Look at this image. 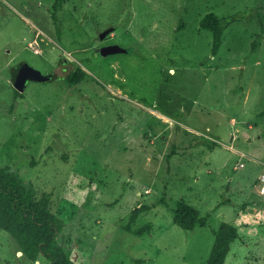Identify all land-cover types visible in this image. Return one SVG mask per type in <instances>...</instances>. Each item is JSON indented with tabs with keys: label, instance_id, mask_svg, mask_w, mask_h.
<instances>
[{
	"label": "rangeland",
	"instance_id": "obj_1",
	"mask_svg": "<svg viewBox=\"0 0 264 264\" xmlns=\"http://www.w3.org/2000/svg\"><path fill=\"white\" fill-rule=\"evenodd\" d=\"M56 1L0 0V169L52 194L61 247L77 264H207L228 222L225 264H264V0H58L61 39ZM211 12L245 17L216 55ZM115 43L131 53H100ZM21 63L54 80L17 91ZM181 200L207 225H176ZM21 252L0 229V264H49Z\"/></svg>",
	"mask_w": 264,
	"mask_h": 264
},
{
	"label": "trees",
	"instance_id": "obj_2",
	"mask_svg": "<svg viewBox=\"0 0 264 264\" xmlns=\"http://www.w3.org/2000/svg\"><path fill=\"white\" fill-rule=\"evenodd\" d=\"M59 8L57 0L53 6L52 18L58 38L61 39L63 29L58 15ZM244 18V16L220 18L214 12L202 18L201 28L213 32V55L218 54L224 32L229 25ZM256 46L255 41L254 50ZM88 78L89 74L75 64L74 70L66 77V81L76 85ZM51 199V193H44L37 199L34 192L23 186L8 168L0 169V229L9 233L23 254L33 262L45 260L49 264H77L58 242L63 221L51 211ZM208 221L209 216H203L198 208L183 200L179 201L174 211L175 224L186 231H193L198 226H206ZM239 237L237 225L222 222L215 230V241L207 264H225L232 243Z\"/></svg>",
	"mask_w": 264,
	"mask_h": 264
},
{
	"label": "water",
	"instance_id": "obj_3",
	"mask_svg": "<svg viewBox=\"0 0 264 264\" xmlns=\"http://www.w3.org/2000/svg\"><path fill=\"white\" fill-rule=\"evenodd\" d=\"M114 29L110 28L100 35V38L104 40ZM100 53L105 56H115L118 54L128 53L129 48H126L120 44H114L109 46H104L99 49ZM47 79V75L40 69L34 67L31 64H19L14 68L12 74V83L15 89L19 92L25 91L28 84L31 81L43 82Z\"/></svg>",
	"mask_w": 264,
	"mask_h": 264
},
{
	"label": "flooded vegetation",
	"instance_id": "obj_4",
	"mask_svg": "<svg viewBox=\"0 0 264 264\" xmlns=\"http://www.w3.org/2000/svg\"><path fill=\"white\" fill-rule=\"evenodd\" d=\"M113 29H114V28H113ZM112 32H114V31H112ZM112 32H111V33H112ZM109 35H110V34H109ZM109 35H108V36H109ZM106 38H107V37H106ZM115 44H118V43H115ZM109 45H114V44H108V45H106V46H109ZM103 47H104V46H103ZM131 51H132V49L129 48L128 53H123V54H118V55H127V54H130ZM115 56H116V55H115ZM21 64H22V63H21ZM25 64H28V63H25ZM73 70H74V69H73ZM73 70H72V71H73ZM45 74H46V73H45ZM46 75H47V79H46L45 81H43V82H50V81H48V80H51V81L54 80L52 74H46ZM32 82H35V81H31L30 83H32ZM30 83H29V84H30ZM29 84H28V85H29Z\"/></svg>",
	"mask_w": 264,
	"mask_h": 264
},
{
	"label": "built area",
	"instance_id": "obj_5",
	"mask_svg": "<svg viewBox=\"0 0 264 264\" xmlns=\"http://www.w3.org/2000/svg\"><path fill=\"white\" fill-rule=\"evenodd\" d=\"M260 181L262 184H264V174L261 176Z\"/></svg>",
	"mask_w": 264,
	"mask_h": 264
},
{
	"label": "crops",
	"instance_id": "obj_6",
	"mask_svg": "<svg viewBox=\"0 0 264 264\" xmlns=\"http://www.w3.org/2000/svg\"><path fill=\"white\" fill-rule=\"evenodd\" d=\"M229 256V255H228ZM228 258V257H227Z\"/></svg>",
	"mask_w": 264,
	"mask_h": 264
},
{
	"label": "bare ground",
	"instance_id": "obj_7",
	"mask_svg": "<svg viewBox=\"0 0 264 264\" xmlns=\"http://www.w3.org/2000/svg\"><path fill=\"white\" fill-rule=\"evenodd\" d=\"M22 253V252H21Z\"/></svg>",
	"mask_w": 264,
	"mask_h": 264
}]
</instances>
